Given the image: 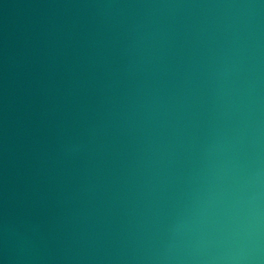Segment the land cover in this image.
Here are the masks:
<instances>
[{
  "label": "water",
  "instance_id": "95a60500",
  "mask_svg": "<svg viewBox=\"0 0 264 264\" xmlns=\"http://www.w3.org/2000/svg\"><path fill=\"white\" fill-rule=\"evenodd\" d=\"M0 264H264V0H0Z\"/></svg>",
  "mask_w": 264,
  "mask_h": 264
}]
</instances>
